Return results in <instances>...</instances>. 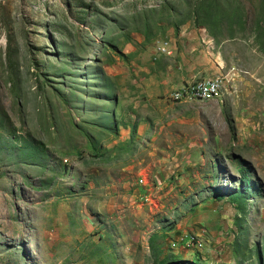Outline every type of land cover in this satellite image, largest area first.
<instances>
[{"label":"rangeland","instance_id":"1","mask_svg":"<svg viewBox=\"0 0 264 264\" xmlns=\"http://www.w3.org/2000/svg\"><path fill=\"white\" fill-rule=\"evenodd\" d=\"M0 264H264V0H0Z\"/></svg>","mask_w":264,"mask_h":264},{"label":"bare ground","instance_id":"2","mask_svg":"<svg viewBox=\"0 0 264 264\" xmlns=\"http://www.w3.org/2000/svg\"><path fill=\"white\" fill-rule=\"evenodd\" d=\"M209 86V90H205L207 91L208 93L211 92V95L213 97H215L214 95H216L219 91V86H218V83L215 82V80H212L210 81L209 83H207L206 85H203L202 83H199V87L202 88V87H207ZM187 88V87H186ZM186 88H184V91L182 93H177V98H180V96H184L185 98H188V97H192L190 96L187 92H186ZM216 92V94H214ZM178 94H180V96H178ZM219 95V94H218ZM217 96V95H216ZM194 98V97H193ZM211 98V97H210ZM210 98H207V99H210ZM196 99V98H195ZM207 99H197L199 101H203V100H207Z\"/></svg>","mask_w":264,"mask_h":264},{"label":"trees","instance_id":"3","mask_svg":"<svg viewBox=\"0 0 264 264\" xmlns=\"http://www.w3.org/2000/svg\"><path fill=\"white\" fill-rule=\"evenodd\" d=\"M245 186H246V189L247 190H250L252 188V184H251V180L250 179H247L245 180ZM242 192V185L239 184V189L234 191V192H231V196L236 198L238 197L239 193Z\"/></svg>","mask_w":264,"mask_h":264},{"label":"built area","instance_id":"4","mask_svg":"<svg viewBox=\"0 0 264 264\" xmlns=\"http://www.w3.org/2000/svg\"><path fill=\"white\" fill-rule=\"evenodd\" d=\"M202 90H209V86H207V87H202ZM210 95H211V92H210Z\"/></svg>","mask_w":264,"mask_h":264}]
</instances>
